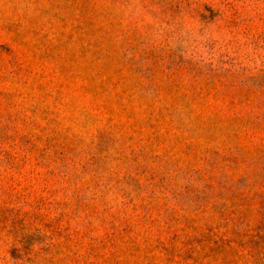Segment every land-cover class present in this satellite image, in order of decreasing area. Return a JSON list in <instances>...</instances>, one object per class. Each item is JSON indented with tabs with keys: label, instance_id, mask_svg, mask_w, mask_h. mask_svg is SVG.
<instances>
[{
	"label": "rangeland",
	"instance_id": "rangeland-1",
	"mask_svg": "<svg viewBox=\"0 0 264 264\" xmlns=\"http://www.w3.org/2000/svg\"><path fill=\"white\" fill-rule=\"evenodd\" d=\"M0 264H264V0H0Z\"/></svg>",
	"mask_w": 264,
	"mask_h": 264
}]
</instances>
